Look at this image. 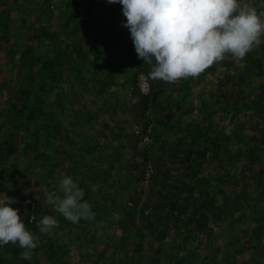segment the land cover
<instances>
[{
    "label": "trees",
    "instance_id": "obj_1",
    "mask_svg": "<svg viewBox=\"0 0 264 264\" xmlns=\"http://www.w3.org/2000/svg\"><path fill=\"white\" fill-rule=\"evenodd\" d=\"M74 2L0 0V191L16 198L11 207L22 205L25 226L40 236L31 261L19 257L18 244L8 243L0 247V264H264V43L242 60L229 56L197 77L169 83L148 76L150 65L137 57L122 26V5H112L109 21L101 13L94 22L93 5ZM251 3L263 10L261 0ZM84 30L93 37L88 44ZM120 38L129 47L109 48ZM119 74L140 102L142 122L133 135L136 142L143 136L147 141L141 144L142 162L133 170L126 167L134 180L123 179L122 165L115 166L114 183L106 186L113 194L112 208L94 176L77 181L95 213L94 225L109 210L117 212L108 220L111 241L105 244L84 229L87 220L74 224L46 203L51 195H62L56 176L47 179L59 168V153L68 165L82 169L96 149L74 150L77 136L88 140L96 131L92 120L99 118L91 112V120L82 121L66 113L72 105L66 103L65 78L103 94ZM140 75L150 84L147 95L139 92ZM113 93L109 97L117 99L114 87ZM123 124H115L116 136L129 133ZM148 164L155 174L143 184ZM8 167L19 181L3 179ZM124 181L130 188L122 193L114 185L122 187ZM132 196L138 203L131 214L145 220L143 230L124 225L129 212L124 210L128 201L122 200ZM45 214L58 220L52 230L57 233L38 232ZM172 232L178 240L167 245ZM79 243L92 246L93 253Z\"/></svg>",
    "mask_w": 264,
    "mask_h": 264
},
{
    "label": "clouds",
    "instance_id": "obj_2",
    "mask_svg": "<svg viewBox=\"0 0 264 264\" xmlns=\"http://www.w3.org/2000/svg\"><path fill=\"white\" fill-rule=\"evenodd\" d=\"M122 5L137 57L150 65L148 76L165 82L197 77L214 62L230 56L239 61L264 43V10L251 0H107ZM264 4V0H261ZM140 143V141H139ZM141 144V143H140ZM57 192L46 203L72 223L91 221L95 213L85 192L69 174L56 178ZM15 197L0 191V247L18 244L19 257L31 261L40 236L28 229L11 207ZM58 225L53 215L39 220L40 234H50Z\"/></svg>",
    "mask_w": 264,
    "mask_h": 264
},
{
    "label": "crops",
    "instance_id": "obj_3",
    "mask_svg": "<svg viewBox=\"0 0 264 264\" xmlns=\"http://www.w3.org/2000/svg\"><path fill=\"white\" fill-rule=\"evenodd\" d=\"M63 2H66L67 0H62ZM74 3H78V5L84 7L87 5H93V10L96 12L94 15V22L98 20V16L103 14V20L109 21V11H111L112 5H117L118 3H108L107 0H73ZM101 8V9H100ZM101 11V12H100ZM83 29H81V32ZM87 31V30H86ZM84 30V34H86V42L87 44L92 41V36H90V32H86ZM86 32V33H85ZM83 34V33H82ZM93 34L95 32L93 31ZM108 35V34H106ZM110 35H113L112 32H110ZM121 42H117L114 40V42L110 41L109 48L114 49V51H119V49H125L126 47H129V44L132 42H128L126 39L120 38ZM84 44H86L84 42ZM86 44V46H87ZM88 47V46H87ZM129 68V66H127ZM108 79V78H107ZM104 79L103 83H106V80ZM124 77L119 74L115 75L113 79L110 80L109 84H112V88H109L106 92L103 94H99V92L91 89H87L84 87V82H78L76 81L74 85H72L71 78H65L64 85L70 90V95L68 98H66V103L72 105L69 106V110L66 112L70 115L71 118H74L79 113H81L82 108L86 105L91 106L93 109L89 110L93 112L96 117L99 118L101 121L100 125H96L94 128L96 131L93 133H90V137L88 140H83L80 135L77 136L75 139L77 145L75 146V151H78V148L84 147H94L96 149H93V152L90 154L89 158L87 157L85 166H89L90 168L87 170L85 168H78L76 169L73 167V164L70 165L67 164V161L64 158L63 153L58 154V160H59V168L55 169L54 174L48 176V182L54 177V175L57 177L60 176L61 172H64L66 174H69L75 179L76 181L80 180L81 177L87 176L89 173L94 176L96 179L95 186H97V189L100 190V193L106 195V199H110L109 201L111 203V208L114 204L112 201V195L109 194V190L107 189L108 183H114L113 177L116 178L114 171L115 166L118 164L122 165V168L120 171L121 174L126 173L125 175L129 177V180H134L135 174H131L126 170V167L129 166L131 170H133L134 166L142 162V156H141V144L136 142V138L133 135L134 128L142 122L140 121V102L138 98H134L131 96L130 87L126 86V83L124 82ZM105 85V84H103ZM126 86L125 88H122ZM113 87L115 88L116 93L118 94V98L116 99L114 95L109 97V94L113 93ZM88 93L89 98H82L81 93ZM69 93V92H68ZM125 96V97H124ZM110 98V99H109ZM119 99V101H118ZM102 100H106L109 102L107 105L108 108H104L106 104H100ZM123 100L122 107H118V104ZM87 103V104H86ZM122 120V122L125 124V128L129 131V133H123L116 136V129L117 127L115 124H118V121ZM104 124H106L104 126ZM123 124V125H124ZM63 143V142H62ZM58 148L60 150L63 149L62 144L58 145ZM122 149V150H121ZM119 151L122 153V159L121 162L119 161ZM88 177V176H87ZM127 178V177H126ZM87 180V178H86ZM118 183V182H117ZM118 190L122 191L121 189H124V185L122 187H119V184L114 185ZM126 187V186H125ZM127 187H129V184H127ZM126 189V188H125ZM112 193V192H111ZM135 196H132L130 198L126 197V199L122 200V203L124 204V201H128L125 211H128V217L126 221L124 222L125 228H130L134 230L135 228L145 229L146 222L144 219H142L140 216L136 219L133 218L131 211L138 203V198H134ZM152 196H148L147 199L151 200ZM153 200V198H152ZM125 206V205H124ZM49 209V207H48ZM113 210V209H112ZM112 210H109L108 215L112 213ZM107 215V216H108ZM106 216V217H107ZM99 224H106L105 221L103 223ZM81 226V225H80ZM95 225L90 226V230L93 229ZM102 231L100 232V237L103 241H105V244H109L111 241L110 226L105 225L102 226ZM120 231L116 230L115 235H119ZM97 233V238H98ZM112 235V234H111ZM105 237V238H104ZM77 257V255H76Z\"/></svg>",
    "mask_w": 264,
    "mask_h": 264
},
{
    "label": "rangeland",
    "instance_id": "obj_4",
    "mask_svg": "<svg viewBox=\"0 0 264 264\" xmlns=\"http://www.w3.org/2000/svg\"><path fill=\"white\" fill-rule=\"evenodd\" d=\"M127 80H128V78H127ZM81 95H82V98L84 99H86V98H89L88 97V93H81ZM109 102H107L106 100H102L101 102H100V104H102V106H103V104H106L105 106H104V108L106 109V108H108L109 106L107 105ZM87 104V103H86ZM91 109H93V107L91 106V108H90V106L89 105H86V106H84L83 108H82V111H81V113H79L78 114V117L79 118H83V119H80V120H82V121H90L91 119H89L88 117H89V115H88V113H90V116H92V113H91V111H89V110H91ZM88 119V120H87ZM100 121L99 120H92V125H94V126H96L97 125V123H99ZM98 125H100V124H98ZM142 166L141 165H139L138 166V170L140 171V170H142ZM2 169H4V167H0V170H2ZM115 169H117V167H115ZM136 169V168H135ZM8 170V171H7ZM7 170H5L6 171V175H5V177L3 178V179H8V177H12L14 180H15V182L16 181H19L20 179H19V177H17V175H15L14 173H15V170L11 167V168H7ZM18 174H21V173H18ZM114 174H115V171H114ZM117 177H121V176H117ZM127 176H125V174H123L122 175V178L123 179H125ZM128 178V177H127ZM56 179V178H55ZM125 182V184H124V189L122 188L121 190H122V193H124V192H127L128 191V189L130 188V187H128L127 188V182L126 181H124ZM123 185V184H122ZM126 186V187H125ZM142 187V189H144V188H147L146 186H141ZM126 188V189H125ZM42 196L40 195V197H39V199H38V201L40 202V203H42L41 202V200H42V198H41ZM42 206H43V204H42ZM19 208V210H24V207L21 205V206H19L18 207ZM116 215H117V212H113V213H111L110 215H108L106 218H102V220L99 222V223H103L104 221H105V223H107V224H96L95 225V227L93 228V229H95V231L94 230H90V232L89 233H91V235H93V237H94V239L96 240V241H98V242H100L101 241V237H100V232L102 231V226L103 225H105V228H106V226H109L110 225V222H108V220L109 219H111L112 217H116ZM94 225V223L92 222V221H87L86 222V226H85V224L83 225V227H84V229H85V227H88V228H90V226L91 225ZM55 230V229H54ZM86 230V229H85ZM52 232H54V233H57L58 231L56 230V231H52ZM66 233V232H65ZM85 232L83 231V232H81L80 234L81 235H83ZM97 233L99 234L98 235V238H97ZM51 234V233H50ZM84 237V236H83ZM83 237H81V236H79V239H82ZM92 237V236H91ZM90 237V239H92ZM105 238V237H104ZM88 239V238H87ZM178 240V238H177V236L176 235H174L173 234V232H172V234H169L168 233V235H167V238H166V241H167V245L168 244H173V243H175V241H177ZM83 242L84 243H87V242H85L84 240H83ZM84 243H79V246L78 247H83L84 249H86V248H89L88 249V251L90 252V253H93V250L91 249L92 248V246H90V245H86V244H84ZM94 244H95V242H93ZM73 253V252H72ZM73 255V254H72ZM71 255V257H73L74 258V255L72 256ZM174 256H176V257H179L177 254H174ZM181 258H182V256H180ZM179 257V258H180Z\"/></svg>",
    "mask_w": 264,
    "mask_h": 264
},
{
    "label": "built area",
    "instance_id": "obj_5",
    "mask_svg": "<svg viewBox=\"0 0 264 264\" xmlns=\"http://www.w3.org/2000/svg\"><path fill=\"white\" fill-rule=\"evenodd\" d=\"M263 10H264V6H263ZM137 86L139 88V92L142 95H147L150 91V84L147 81V79L140 75L137 79ZM147 132H150V128H147ZM135 133H138V130L135 131ZM147 141V138L145 136H143L140 140V143H144ZM155 174V169L151 164H148L146 167V171L143 177V184H148L150 182L151 177ZM27 202L29 201L28 199L26 200Z\"/></svg>",
    "mask_w": 264,
    "mask_h": 264
}]
</instances>
